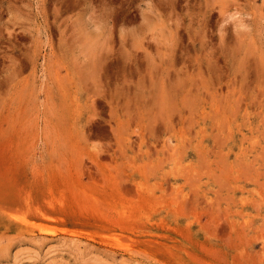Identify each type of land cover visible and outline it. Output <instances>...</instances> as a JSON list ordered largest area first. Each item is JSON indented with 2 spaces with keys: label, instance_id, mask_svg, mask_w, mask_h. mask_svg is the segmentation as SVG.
<instances>
[{
  "label": "rangeland",
  "instance_id": "rangeland-1",
  "mask_svg": "<svg viewBox=\"0 0 264 264\" xmlns=\"http://www.w3.org/2000/svg\"><path fill=\"white\" fill-rule=\"evenodd\" d=\"M0 264H264V0H0Z\"/></svg>",
  "mask_w": 264,
  "mask_h": 264
}]
</instances>
